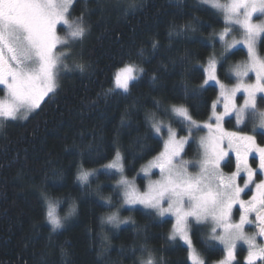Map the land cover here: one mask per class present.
I'll return each instance as SVG.
<instances>
[{
	"label": "trees",
	"instance_id": "1",
	"mask_svg": "<svg viewBox=\"0 0 264 264\" xmlns=\"http://www.w3.org/2000/svg\"><path fill=\"white\" fill-rule=\"evenodd\" d=\"M133 3L134 9L129 7ZM70 12L72 18L83 16L88 27L77 61L86 71L72 64V71L61 74L55 95L47 96L28 119L6 121L0 129V264H140L147 258L144 247L153 252L156 264H191L188 248L169 240V217L123 208L120 214L135 223L111 229L101 222L121 203L118 175L105 174L102 166L119 150L124 174L137 176L163 147L151 130L148 117L153 114L186 134L173 122L170 105L185 106L196 120L209 117L218 88L203 85L201 64L218 45L210 37L225 26L224 20L200 0H75ZM188 24L196 31L181 32ZM259 53L264 55V37ZM245 56L241 48L231 52L218 65L219 80L232 83L228 65ZM130 61L145 70L130 93L105 95L113 87L115 70ZM226 123L231 126L232 119ZM255 135L263 144L264 135ZM195 152L192 141L184 155ZM81 164L100 169L90 185L76 179ZM231 164L224 169L231 170ZM136 180L143 184L141 177ZM42 192L61 201V213L76 206L55 232L46 220ZM206 233L205 227L192 225V242L210 264L224 250L206 240ZM244 255L238 247L234 264H245Z\"/></svg>",
	"mask_w": 264,
	"mask_h": 264
},
{
	"label": "snow or ice",
	"instance_id": "2",
	"mask_svg": "<svg viewBox=\"0 0 264 264\" xmlns=\"http://www.w3.org/2000/svg\"><path fill=\"white\" fill-rule=\"evenodd\" d=\"M201 2L224 14L225 27L218 36L225 52H230L237 45L247 49V62L237 64L232 69L237 83L230 89L221 84L215 74L219 62L216 57H210L207 67L203 69L204 84L215 81L221 88L225 101L224 113L215 115L214 124L201 126L185 107L173 105L170 109L173 122L180 124L181 130L186 128L188 131V135L179 138L171 124L157 120L154 114L149 117L151 130L155 138L163 141V148L147 167L141 169L145 176L150 175V169H158L160 174V179L150 181L145 192H139L125 176L119 150L112 161L102 168L107 175L119 176L116 184L123 189V204L142 205L154 210L157 216L170 214L175 217L176 223L169 240L179 238L187 245L192 264L204 262L189 236V218L197 223L209 219L213 222L210 238L219 241L225 251V260L221 264L235 261L236 249L241 243L248 247L245 264H257L258 261L264 264V239L257 242V237L264 238V178H261L264 177V146L256 142L255 135H246L241 131L227 132L220 124L224 116L234 113L238 125L247 120L252 122L254 132L257 127L264 129V110L257 104V94H262L260 99L264 101V56L259 53L261 38L264 37V0ZM72 5L73 0H0V86H3L0 90L6 93V98L0 99V127L5 121L28 119L32 112L40 108L45 97L56 94L61 73L73 70L65 62L68 55L65 49L83 40L88 27L83 16L71 18ZM129 7L134 9L135 3ZM58 25L64 26L63 36L57 34ZM185 29L196 31L191 24L182 26L181 32ZM236 30L241 32L242 39H225ZM174 32L175 26L169 35ZM216 35L213 33L210 39ZM152 47L155 49L157 42L154 41ZM73 66L81 73L86 71L83 63L73 61ZM144 71L134 62L124 63L113 73L114 87L109 88L105 95L116 90H120V94L130 93L134 82L140 79ZM249 73L254 74L255 82H246L245 78L251 80ZM237 92L244 93V104L239 107L231 105L230 108ZM202 127L209 132L199 139L203 149L201 159L195 163L182 159L185 144L195 140L194 133ZM230 153L235 155V170L225 175L221 165L227 166L232 162ZM250 157L256 167L249 163ZM190 166L197 171L189 172ZM98 171L100 169H85L81 164L76 179L82 186L90 185V177ZM41 195L47 205L46 219L55 232L64 226L68 216L76 212L75 203L67 216L61 217L57 213L61 201L52 200L43 192ZM244 196L249 198L244 199ZM106 203L110 204L111 198H107ZM236 213L239 214L238 220L233 219ZM129 221L135 223L131 217L120 219L118 212H113L101 222L119 227ZM246 225L254 226L255 231L247 232ZM217 228L221 230L219 233ZM142 252L147 253V259L142 258L140 264H156L150 249L144 247Z\"/></svg>",
	"mask_w": 264,
	"mask_h": 264
},
{
	"label": "rangeland",
	"instance_id": "3",
	"mask_svg": "<svg viewBox=\"0 0 264 264\" xmlns=\"http://www.w3.org/2000/svg\"><path fill=\"white\" fill-rule=\"evenodd\" d=\"M74 1H75V0H73V2H74ZM200 1H201V0H200ZM221 2H222V3H226L227 0H221ZM208 6H209V5H208ZM210 7H211V6H210ZM213 9H215V8H213ZM215 10H216L218 13L221 14V16H222V18H223V20H224V14H223V12H222L221 10H217V9H215ZM71 18H72V17H71ZM73 19H75V18H73ZM224 23H225V20H224ZM224 27H225V26H224ZM224 27L221 28V29H219V30L216 32L217 35L213 38V42H217L218 45H217L216 47L213 48V51H212L211 55L209 56V58H210V57H216V59L219 61V62L217 63L216 70H215V74H216L217 78H218V74H217L218 65H219V64H220V63H221V62H222V61H223V60H224V59H225V58H226L231 52H233L234 50L239 49V48L245 50V52H246V56H245L244 58H242V59H240V60H237V61H234V62H230L229 65H228V73H229V75L233 78V82L230 83V84H226V83H223V82H221V81L219 80V81L221 82V84H223L226 88L230 89V88L234 87V86L236 85V83H237V79H236V77L234 76V74H233V72H232V69H234L235 66H236L237 64H241V65H242V64L246 63L247 60H248V56H247V49L244 48L243 45H237V47L234 48V49H232L230 52H228V53L225 52L224 44H223V42H221V41L219 40V36H218L219 33L223 32ZM63 28H64L63 25H58V26H57V34H58V35L63 36V35L65 34ZM225 39H226V40L242 39V34H241V32H240L239 30H236V31H234L233 33H231L229 36H226ZM82 46H83V40L78 41V42H75V43L71 44L70 47H69L68 49H65V50L68 52V55H67V57H66V59H65V62L69 65V67H71V65L73 64V61H76V62H77V61L79 60V57H80L81 52H82ZM57 50H58V51L60 50L59 46H58ZM260 55H261V54H260ZM222 56L224 57L223 59H221ZM261 56H264V55H261ZM209 58H208L204 63L201 64V67H202L203 69H204L205 67H207V64H208V60H209ZM62 73H63V72H62ZM62 73H61V74H62ZM249 77H251V80H248V78H245L246 82H249V83H253V82H255V77H254V74H253V73H249ZM218 79H219V78H218ZM209 84L216 85L217 88H218V96H217V99H216V101H215V103H216V107H215V109H214V108L212 109V112H211V114L209 115V117L206 118V119H204V120H196V119L193 118V119L196 120L197 123L200 124L201 126H203L205 123H213V124H214V123H215V120H214L215 115H220V114L224 113V111H225V108H224L225 101H224L223 97L221 96V88H220V86L217 85V84L215 83V81H209V83L206 84V85H209ZM203 85H205V84L203 83ZM113 87H114V85H113ZM2 88H3V86H0V89H2ZM1 91H2V93H0V99H4V98H6V93H5L3 90H1ZM119 91H120V90H119ZM261 95H262V94H257V104H258V107H259L261 110H264V101H261V99H260ZM45 98H46V97H45ZM45 98H44V99H45ZM43 101H44V100H43ZM43 101H42V102H43ZM42 102H41V103H42ZM243 104H244V93H242V92H237L236 95H235V97L232 99V101H231V103H230V108H231V105H235L236 107H239V106H241V105H243ZM172 106H173V105H170V106L168 107V111H169V113H170V115L172 116V119H173V114H172L171 111H170V109H171ZM177 106H182V105H177ZM183 107H185V106H183ZM185 108H186V107H185ZM186 109H187V108H186ZM36 110H37V109H36ZM187 110H188V109H187ZM32 113H33V112H32ZM32 113H31V114H32ZM31 114H30V115H31ZM30 115H29V116H30ZM151 116H152V115H151ZM151 116H149V117H151ZM149 117H148V118H149ZM155 118H156L157 120L163 121L165 124H171V123H170V120H164V119H160V118H158V117H155ZM210 118H211V119H210ZM229 119H232L231 126H228L227 123H226V121L229 120ZM5 122H6V121H5ZM5 122H4V123H5ZM149 122L151 123V119H149ZM220 124H221V127H222L225 131H227V132L241 131L243 134H246V135H255V132H260V133H262V134L264 135V129H260V128L257 127L256 130H255V132L253 131V124H252L251 121H247V120H246L245 123H241V124L238 125L237 122H236V118H235V114H234V113H232L231 115L224 116L223 119L221 120ZM171 126L173 127V129L176 130V132H177V137H178V138L181 137V136H186V135H188V131H187L186 128H185V130H186V132H187L186 134H179L178 129H177L176 127H174L172 124H171ZM244 127H245V129L242 130ZM0 129H1V127H0ZM208 132H209V130H208L207 128H203V127H202L200 131H197V132L194 133V135H195V140H190L189 143L192 142V141L195 142L196 152H195L194 156L184 155L185 150H186V147L188 146L189 143H188V144H185V146H184V151H183L182 154H181L182 159H184V160H186V161L193 162V163H195L196 161H198L199 159H201L203 149L200 147L199 139H200V137H202V136H206V135L208 134ZM255 136H256V135H255ZM166 138H167V136L165 135V136H164V139H166ZM256 142H257L258 144H260V143L257 141V139H256ZM225 144H226V141H225ZM260 145H261V146H264V143H263V144H260ZM162 148H163V147H162ZM158 154H159V153H158ZM158 154H157V155H158ZM157 155H156V156H157ZM230 155L233 157V158H232V164H231V166H230L231 170L227 171V170L224 169V165H223V164L221 165L222 170H223V172H224L225 175L230 174L232 171L235 170V155H234V153H230ZM253 155H255V154H253ZM156 156H155V157H156ZM155 157H153L151 160H149L147 163H145V164L141 167V169L147 167V166L149 165V162H150V161H153V159H154ZM251 159H252V158L250 157V158H249V163H252V166H253V167H256V164L253 163ZM141 169L139 170V172H138V174H137L136 177H135V176H134V177H128V176H126V175H125V176L127 177V179H128L129 181H132V182L134 183L136 189H137L139 192H145V191L148 190V185H149L150 181H156V180H159V179H160V174H159V170H158V169H150V175H149V176H145V174L141 171ZM195 171H197V169H194V168H192L191 166L189 167V172H195ZM137 177H141V178L143 179V184H142V185H139V184H138V182H137V180H136ZM261 178H264V177H261ZM118 179H119V176H118ZM118 179H117V180H118ZM115 185L117 186L116 183H115ZM118 189H119V191H120V193H121V203H119L118 206H117L112 212H109L108 214L104 215L103 218H105L107 215L112 214L113 212H118L119 218H120V219H125V218H127V216L125 217V216H123V215L120 214L121 209H123V208H143V209H147V208H144L142 205L129 206V205L123 204V196H122V191H123V189H121V188H118ZM250 195H251V193H249V196H250ZM249 196H244V199H248ZM52 200H53V199H52ZM69 210H70V208H69ZM69 210H68L66 213H61V212L59 211L58 207H57V213H58V215H60L61 217H65V216H67ZM147 210H149V211H154V210H152V209H147ZM154 212H155V211H154ZM46 216H47V205H46ZM68 217H69V216H68ZM163 217H169V218H171V219L173 220V225H172V228H171V230H170V233H171V232L173 231V226H174V224L176 223L175 217L172 216V215H170V214H169V215H165V216H163ZM250 218H251V217H250ZM233 219H234V220H238V219H239V214L236 213V214L234 215ZM46 220H47V219H46ZM47 222H48V221H47ZM48 223H49V222H48ZM49 224H50V223H49ZM104 224H105L106 226L110 227L111 229H113V227H114L113 225L108 224V223H106V222H105ZM50 225H51V224H50ZM122 225H124V224H120L119 226H122ZM192 225H201L202 227H205V229H206V231H207V233H206V240H208V241H210V242H214L215 244H217V245H219L220 247H222L223 250H224V246H223L219 241H217V240H213V239L210 238L211 235H212V228L214 227V224H213V222H212L210 219L207 220V221H202V222H200V223H197V222H195V220H194L193 218H189V236H190V238H191V229H192ZM51 226H52V225H51ZM245 230H246L247 232H249V233L255 231V230H254V226H247V225H246V227H245ZM220 231H221V230H220L219 228H217V233H219ZM170 233H169V235H170ZM176 240L180 241V243H182L184 246L187 247V245H186L183 241L179 240V238H177ZM191 240H192V239H191ZM257 242H258V243L260 242V241L258 240V238H257ZM192 244H193V242H192ZM193 247L196 249V247L194 246V244H193ZM238 247H243V248L245 249V255H244V258H243V261H244V263H245V257H246L247 254H248V247H247V245L242 244V243L239 244ZM238 247H237V249H238ZM187 248H188V247H187ZM237 249H236V251H237ZM196 251H197V249H196ZM197 253L199 254L198 251H197ZM199 256H200V258L203 260V262H204V264H205V261H204V259L201 257L200 254H199ZM146 259H147V258H146ZM223 260H225V251H224V255H223V257H222L221 259H219V260H215V261L211 262L210 264H221V261H223ZM235 261H236V257H235ZM235 261H233L232 264H234ZM190 262H191V261H190ZM258 262H259V261H258ZM191 264H192V262H191Z\"/></svg>",
	"mask_w": 264,
	"mask_h": 264
},
{
	"label": "water",
	"instance_id": "4",
	"mask_svg": "<svg viewBox=\"0 0 264 264\" xmlns=\"http://www.w3.org/2000/svg\"><path fill=\"white\" fill-rule=\"evenodd\" d=\"M258 239H259V240H260V242H261V240H262V239H264V238H260V237H258Z\"/></svg>",
	"mask_w": 264,
	"mask_h": 264
},
{
	"label": "flooded vegetation",
	"instance_id": "5",
	"mask_svg": "<svg viewBox=\"0 0 264 264\" xmlns=\"http://www.w3.org/2000/svg\"><path fill=\"white\" fill-rule=\"evenodd\" d=\"M233 158V157H232ZM252 160V159H251Z\"/></svg>",
	"mask_w": 264,
	"mask_h": 264
}]
</instances>
